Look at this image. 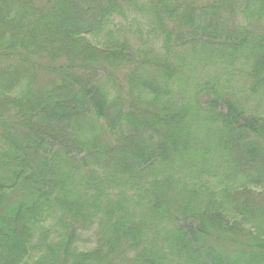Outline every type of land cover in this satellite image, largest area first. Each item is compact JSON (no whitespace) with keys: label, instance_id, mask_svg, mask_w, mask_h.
<instances>
[{"label":"trees","instance_id":"trees-1","mask_svg":"<svg viewBox=\"0 0 264 264\" xmlns=\"http://www.w3.org/2000/svg\"><path fill=\"white\" fill-rule=\"evenodd\" d=\"M0 264H264V0H0Z\"/></svg>","mask_w":264,"mask_h":264},{"label":"rangeland","instance_id":"rangeland-1","mask_svg":"<svg viewBox=\"0 0 264 264\" xmlns=\"http://www.w3.org/2000/svg\"><path fill=\"white\" fill-rule=\"evenodd\" d=\"M254 30H259V28L256 29V27L254 28ZM112 77H115L117 79V81L121 84V85H124V81H125V72H122V71H113L112 73ZM259 225V224H258ZM250 226H251V223H248L246 224V226H244V228L247 230V229H250ZM217 247V243L215 241H211L210 243V248H215ZM231 249H238L237 247H233V246H230ZM215 250L216 252L220 251V248L219 249H213Z\"/></svg>","mask_w":264,"mask_h":264}]
</instances>
